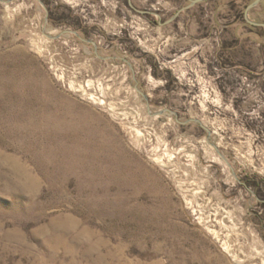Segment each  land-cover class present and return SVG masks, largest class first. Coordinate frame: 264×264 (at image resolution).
<instances>
[{"label":"rangeland","instance_id":"374dc122","mask_svg":"<svg viewBox=\"0 0 264 264\" xmlns=\"http://www.w3.org/2000/svg\"><path fill=\"white\" fill-rule=\"evenodd\" d=\"M4 1L0 264H264V80L218 66L222 1Z\"/></svg>","mask_w":264,"mask_h":264},{"label":"crops","instance_id":"0c3cea01","mask_svg":"<svg viewBox=\"0 0 264 264\" xmlns=\"http://www.w3.org/2000/svg\"><path fill=\"white\" fill-rule=\"evenodd\" d=\"M218 1H222L224 4L223 9H220L219 13L221 12L220 14L222 15L224 12H226V10L229 12L225 6L229 0ZM248 17L253 22L264 23V0L249 12ZM217 28L219 29L217 33L218 66L225 71H232L235 77L239 78V73L242 70L240 67V63H242L241 61H245L246 63L250 62L254 63L253 69L257 76L262 77V64L264 61V36H261L260 33L252 32L247 27L246 23L244 24L243 22L234 21L232 17L228 15V13L227 15L217 18ZM258 30L260 29L258 28ZM202 33L203 31L201 30H195L194 32H190V36H185L186 45H189L187 50L184 52L186 57L193 56V52H195L194 43L195 45H197V43L200 45L208 43L210 37L208 35L202 36ZM260 52L263 53V56L260 54V58L258 59V53ZM200 53L202 54L203 52L201 51Z\"/></svg>","mask_w":264,"mask_h":264},{"label":"flooded vegetation","instance_id":"af4514ba","mask_svg":"<svg viewBox=\"0 0 264 264\" xmlns=\"http://www.w3.org/2000/svg\"><path fill=\"white\" fill-rule=\"evenodd\" d=\"M253 1L254 0H229L228 3H226L225 6H227V8H228V10L230 12V13H228V15L230 17H232V19L234 21L243 22L244 24L246 23L247 27L252 32L260 33L261 36L262 35L264 36V27L263 26H259V25L248 23L247 20H246V16L249 19V17H248L249 12L253 8L257 7L259 5V3L261 1H263V0H260L256 6L250 8L247 11V14H245L247 5H249ZM256 23H258V22H256ZM260 23H263V22H260ZM258 28L260 30H258ZM263 49H264V47H263ZM241 62L242 63H240L241 64L240 67L242 68V70L239 73V79H241V82L243 80V82L244 81H248L249 83H251V82H254V81L259 80L261 78H263V80H264V61H263V64H262V69H263L262 70L263 71V76L262 77L257 76L256 72L254 71V69H253L254 68V63H250V62L246 63L245 61H241Z\"/></svg>","mask_w":264,"mask_h":264},{"label":"water","instance_id":"95a60500","mask_svg":"<svg viewBox=\"0 0 264 264\" xmlns=\"http://www.w3.org/2000/svg\"><path fill=\"white\" fill-rule=\"evenodd\" d=\"M0 1H3V2H7V1H4V0H0ZM202 1H205V0H190L189 1V4L188 5H186L185 7H183V8H181V9H179L178 10V12L177 13H175V15L174 16H172L170 19H169V21H172L181 11H183V10H186V9H189V8H191V7H193L195 4H197V3H200V2H202ZM260 0H254L252 3H250L249 5H247V7H246V11H245V14H247V11L250 9V8H252V7H254V6H256L257 4H258V2H259ZM128 3H129V5L131 6V0H128ZM136 11H138V12H143V11H139V10H137L136 9ZM246 20H247V22L248 23H251V24H255V25H259V26H263L264 27V23H256V22H252V21H250L248 18H247V16H246ZM51 38H56V37H51ZM134 88L136 89V86H134ZM139 93H141L140 91H138ZM143 96H145L143 93H141ZM163 111H160L159 113H156L155 115H159V114H161ZM206 130L207 131H209L207 128H206Z\"/></svg>","mask_w":264,"mask_h":264},{"label":"built area","instance_id":"2783aa9c","mask_svg":"<svg viewBox=\"0 0 264 264\" xmlns=\"http://www.w3.org/2000/svg\"><path fill=\"white\" fill-rule=\"evenodd\" d=\"M247 86H248V87L251 86V83L247 82Z\"/></svg>","mask_w":264,"mask_h":264},{"label":"bare ground","instance_id":"6f19581e","mask_svg":"<svg viewBox=\"0 0 264 264\" xmlns=\"http://www.w3.org/2000/svg\"><path fill=\"white\" fill-rule=\"evenodd\" d=\"M154 160H155V161H159L158 158H155Z\"/></svg>","mask_w":264,"mask_h":264}]
</instances>
